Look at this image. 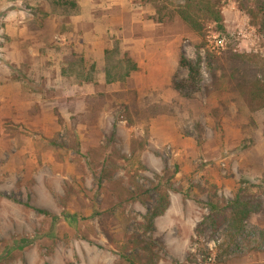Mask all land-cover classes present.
I'll list each match as a JSON object with an SVG mask.
<instances>
[{
    "label": "rangeland",
    "instance_id": "obj_1",
    "mask_svg": "<svg viewBox=\"0 0 264 264\" xmlns=\"http://www.w3.org/2000/svg\"><path fill=\"white\" fill-rule=\"evenodd\" d=\"M17 1L0 0V73L16 70L9 63L19 57V52L23 62L17 71H35L27 56L35 48L46 63H58L56 70L61 78L60 69L72 52H81L85 66L90 65L91 55L81 46L77 48L69 37L76 26L80 30L81 26H93L87 21L81 23L79 6L77 15H71L53 12L43 0ZM221 4L224 32L210 26L204 37L190 32L176 17L166 18L161 24L155 22L153 5L141 4L153 11L145 21L162 26L160 32L151 28L143 37L163 35L167 44L172 43L166 47L165 64L171 77L166 81L176 101L171 106L164 104L175 113V117L166 116L168 127L155 126L161 116L145 120L128 112V122L124 121L122 108L111 105L112 100L119 99L114 93L105 95V89L104 98L87 107L81 104V90L87 82L77 84L75 78L67 77L75 88L70 102L41 107L38 114L40 119L55 124L37 128L41 137H51L54 142L53 151L42 152L46 158L24 160L21 147L7 140L6 132L0 129V264H115L117 254L104 238L101 222L118 237L135 233L153 242L157 264H264V109L250 112L238 94L228 93L227 78H219L215 87L204 59L206 51L217 56L230 51L256 56L264 64V12L253 26L231 0H222ZM165 8L163 13L172 11L170 5ZM7 26L13 30L24 27L26 36L6 37ZM118 34L108 33L112 39ZM198 56L202 60L196 86L176 91L172 82L188 76L179 65L180 58L196 62ZM164 83L156 81L158 86ZM109 85L104 88H111ZM7 99L0 95V102ZM109 101L112 108L106 109ZM156 103L163 105L156 94L147 96L146 105ZM138 108L143 109L144 103ZM215 108L220 110L219 130L210 117ZM5 114L2 111L0 116ZM93 115L97 117L95 125ZM87 116L90 120L81 119ZM119 121L125 122V127H119ZM106 157L109 162L104 164ZM175 168L173 179L163 181L170 189L169 207L153 221L151 232L146 233L140 224L152 203L123 205L113 210L114 218L106 217L105 221L98 217L116 203L111 179H119L128 187L127 178L133 177L135 183L148 188L165 169L172 173ZM238 194L255 210L241 235L231 236L225 227L217 231L201 227L210 203L226 205ZM212 243L215 248L211 252L206 245ZM209 257L213 261L207 260Z\"/></svg>",
    "mask_w": 264,
    "mask_h": 264
},
{
    "label": "trees",
    "instance_id": "obj_2",
    "mask_svg": "<svg viewBox=\"0 0 264 264\" xmlns=\"http://www.w3.org/2000/svg\"><path fill=\"white\" fill-rule=\"evenodd\" d=\"M15 2L17 0H7ZM47 2L53 12L58 10L61 14L71 12V15H77L78 5L74 0H43ZM177 1V4H173ZM238 11L243 13L251 25H256L260 16L264 12V0H231ZM222 0H140L141 4H151L155 8V22L161 24L164 19L176 17L178 18L193 34L204 37L210 26H213L217 32H224V17L222 15ZM170 5L172 11L170 13H163L165 6ZM74 13V14H73ZM116 49L107 50L104 52L105 56V77L106 83L115 81H124L131 71L136 70V66L131 64L125 58L115 60L117 58ZM112 56V57H110ZM205 65L211 76L213 85H219V78L224 77L228 79L227 91L230 94H238L244 101L246 107L250 112H255L264 109V64L256 59V56L237 55L233 52H225L221 56L213 55L210 52L204 54ZM64 60V66L60 69L62 77H73L77 84L92 83V75L94 74V64L90 63L88 67L85 66L83 57L74 52ZM116 57V58H115ZM202 58L197 57L196 62H190L181 57L179 61L180 67L187 70L188 76L182 81H173L172 86L176 91L192 90L196 86L197 79L200 75V66ZM113 64V66H112ZM125 64V65H124ZM124 67V68H123ZM26 79L24 77H20ZM116 99H125L127 105L120 106L125 116L124 121L128 122V112L135 117H142L145 120L152 119L158 116L173 115L172 111L166 109V105L153 104L146 105L139 109L138 105L143 104L140 101L135 90H129L122 94H114ZM99 98H104L99 95L92 103L99 102ZM99 99V100H98ZM129 104V106H128ZM224 108V106L221 104ZM225 111V109H223ZM93 125H95L96 115H93ZM210 117L217 130L220 129V110L213 109L210 112ZM73 120L77 118L73 117ZM83 121L90 120V117L81 118ZM86 121V122H87ZM85 123H81L84 125ZM85 160L90 163L88 157ZM105 163L109 162V157L102 160ZM102 162V163H103ZM106 173L105 170L102 171ZM177 173V168L174 172H169L165 169L161 177H157L156 182H150V186L145 188L134 182L133 177L127 178L128 187L122 185L119 179H111V193L116 199L114 206L99 214V218L106 220L107 218H114L113 210L121 208L123 205L139 203L144 206L152 203V207L147 211L143 217V223L140 228L146 233L153 229V221L164 215L169 207L168 191L170 190L163 181L172 180ZM105 175V174H104ZM109 176V174L105 175ZM110 177H113L111 174ZM165 185V186H164ZM28 207V206H26ZM209 214L203 219L201 227H208L217 231L221 227H225L231 236L241 235L244 232V224L255 213L253 205L245 198L238 194L235 199L226 204L218 205L216 203L209 204ZM38 214L46 215L43 210L35 209ZM101 221V220H100ZM111 228L101 222L100 230L104 235L108 245H110L117 254V261L115 264H157L156 253L154 251V244L149 240L142 238L140 234H123L121 237L110 233ZM197 228L195 232L197 233ZM121 238V239H120ZM192 254H189V258Z\"/></svg>",
    "mask_w": 264,
    "mask_h": 264
},
{
    "label": "crops",
    "instance_id": "obj_3",
    "mask_svg": "<svg viewBox=\"0 0 264 264\" xmlns=\"http://www.w3.org/2000/svg\"><path fill=\"white\" fill-rule=\"evenodd\" d=\"M17 2L19 5L20 1ZM76 2L79 6V14H81V17L79 16L81 23L87 21L89 25H93L81 26V30L78 29L79 26H76L77 29L73 28V31L69 33V37L72 38L77 48L81 46L86 51L85 54L91 55L88 58L92 59L91 63L94 64L95 69L92 75L93 83H85L82 87L81 104H86L88 107L89 102H93L99 95H103L102 90L105 89V95L122 94L129 90H135L143 103L147 102V96L152 98L156 94L161 103L171 106L170 103L176 101V94L167 90L169 83L166 80L171 77L168 76L169 69L165 62L168 56L166 47L172 43L167 44L163 35H159L155 39L143 37V33L150 31L151 28L157 32L162 29L159 24L151 26L145 21V16H152L153 11L144 8L139 0H77ZM28 9L32 10L29 7ZM88 16L91 19L88 20ZM76 21L79 23L80 20ZM4 31L5 36L8 38H23L26 36L25 28L22 26L20 29L14 30L7 26ZM112 31L119 32L115 39L108 35ZM114 47L118 53L116 60L123 58L130 60L129 62L136 66V70L131 71L124 81L112 82L109 85L111 88H104L107 84L104 71V52ZM31 50L27 52V56L33 65L32 68L36 66L35 71L38 68L40 69L38 74L31 69L23 72L17 71L23 60L20 57L21 52H19L18 57L16 51H13L16 57L14 56L13 62L10 61L9 63V65L14 64L16 70L13 67V72L0 73V80L3 81L0 85V95L8 97L4 103L0 102V114L2 111L6 113L4 117L0 116L1 133L4 130L7 140L21 147V150H23L21 156H24V160L46 158L47 151H53L54 142L51 137H41L39 130H37L38 127L48 128V126L55 125L52 120L48 122L45 118L40 119L38 117L41 109L53 108L58 104H67L75 95V88L68 80L69 78L59 77L56 70L59 68L58 63L56 65L46 63L40 57L38 48H35V52ZM79 55H81V52H79ZM5 60L4 62L7 63L8 60ZM31 64L29 66H32ZM154 70L156 75L152 74ZM143 80H145V83H143ZM158 80H162V83L165 81V83L158 86L156 85ZM109 103L110 101L107 102L106 109H111V105L114 107L127 105V102L122 99L112 100L110 106ZM172 116L175 117V113ZM161 117L155 126L159 124L160 127H168L169 121L165 119L168 117ZM122 122L117 123L119 127H125V122ZM153 122L155 121H151V123ZM84 125L88 124L85 123ZM127 137L129 142L131 137H129V134ZM20 138L28 141L21 142ZM128 150L127 145V153Z\"/></svg>",
    "mask_w": 264,
    "mask_h": 264
},
{
    "label": "built area",
    "instance_id": "obj_4",
    "mask_svg": "<svg viewBox=\"0 0 264 264\" xmlns=\"http://www.w3.org/2000/svg\"><path fill=\"white\" fill-rule=\"evenodd\" d=\"M206 247L212 252L213 249L215 248V244H214V243H212V244H207ZM208 249H207V250H208ZM207 260H209V261H213L212 258H210V257H209Z\"/></svg>",
    "mask_w": 264,
    "mask_h": 264
}]
</instances>
